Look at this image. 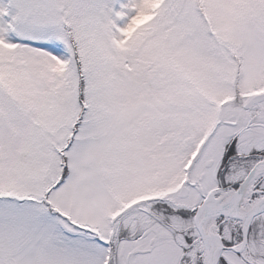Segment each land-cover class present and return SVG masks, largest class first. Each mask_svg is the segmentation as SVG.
<instances>
[{
	"label": "snow or ice",
	"instance_id": "1",
	"mask_svg": "<svg viewBox=\"0 0 264 264\" xmlns=\"http://www.w3.org/2000/svg\"><path fill=\"white\" fill-rule=\"evenodd\" d=\"M0 264H264V0H0Z\"/></svg>",
	"mask_w": 264,
	"mask_h": 264
}]
</instances>
